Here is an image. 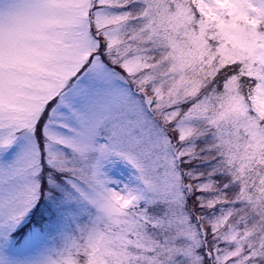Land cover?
Wrapping results in <instances>:
<instances>
[{
	"label": "snow or ice",
	"instance_id": "6c2138e0",
	"mask_svg": "<svg viewBox=\"0 0 264 264\" xmlns=\"http://www.w3.org/2000/svg\"><path fill=\"white\" fill-rule=\"evenodd\" d=\"M0 264H264V0H0Z\"/></svg>",
	"mask_w": 264,
	"mask_h": 264
}]
</instances>
